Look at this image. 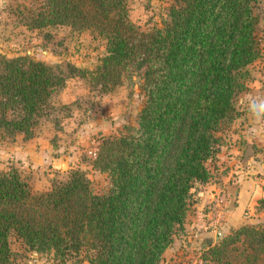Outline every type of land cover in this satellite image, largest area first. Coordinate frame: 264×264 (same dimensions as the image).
Instances as JSON below:
<instances>
[{"label": "trees", "instance_id": "obj_1", "mask_svg": "<svg viewBox=\"0 0 264 264\" xmlns=\"http://www.w3.org/2000/svg\"><path fill=\"white\" fill-rule=\"evenodd\" d=\"M258 1L178 0L160 26L148 28L130 20L126 0L23 6L26 26L89 29L103 51L91 68L0 54V139L29 138L43 118L66 109L51 96L73 75L99 93L131 85L137 75L144 99L135 124L97 136L91 166L106 176L99 191L79 167L38 192L17 168L0 170V264L13 263L11 238L28 252L51 253L56 264L160 261L182 229L192 193L210 178L216 132L234 118L247 66L261 56ZM201 258L264 264V225H237Z\"/></svg>", "mask_w": 264, "mask_h": 264}, {"label": "rangeland", "instance_id": "obj_2", "mask_svg": "<svg viewBox=\"0 0 264 264\" xmlns=\"http://www.w3.org/2000/svg\"><path fill=\"white\" fill-rule=\"evenodd\" d=\"M42 2L0 0V54H24L61 68L65 61L91 68L103 51L102 40L93 31L72 30L68 25L26 26L22 19L23 6L37 8ZM177 2L126 0L130 20L141 28L160 26L167 19L168 7ZM254 10L258 15L261 56L247 66L249 75L245 89L236 94L234 118L216 132L217 150L206 161L211 175L203 184L211 189L202 202L197 189L192 193L184 220L186 227L194 217L205 218L206 213L210 225L219 228L229 222L225 233L241 223L264 225V202L260 199L264 195L259 193L252 204L233 216L227 214L230 207L226 204L233 206L234 188L230 193L225 188L237 176L255 179L261 188L264 186V0H259ZM143 99L137 75H133L131 85L124 83L107 93H99L82 77H68L51 96L53 104H66V109H57L43 118L29 138L17 134L13 139H0V170L9 166L17 168L31 189L38 192L46 189L52 179L63 177L67 169L79 167L93 189L99 191L106 183V176L91 166L97 136L118 134L125 125L135 124ZM185 231L184 226L176 235L182 236ZM10 243L16 251L12 264H56L51 253L28 252L12 238ZM198 258L202 259L199 250L190 257Z\"/></svg>", "mask_w": 264, "mask_h": 264}, {"label": "crops", "instance_id": "obj_3", "mask_svg": "<svg viewBox=\"0 0 264 264\" xmlns=\"http://www.w3.org/2000/svg\"><path fill=\"white\" fill-rule=\"evenodd\" d=\"M232 182L233 183L225 185L226 187L224 186L226 190L229 191L228 193H230V190L234 188L231 194H233L235 199L232 207L230 204L229 206L228 203L226 204L227 208L230 207V209L227 210V214H233V216H236L239 211L244 208V206L252 204V202L259 197V193L264 195V186L261 188L259 186L260 182L255 179L246 180L244 176H237V178H234V181ZM231 184L233 186H231ZM206 187L207 186L205 185H200L197 189V197L200 198V202L206 198L207 191L210 188ZM199 208L200 206H198V209ZM206 218L207 213L205 218L194 217L191 224L187 227L183 222L184 224L182 229H184L185 226L187 229V231H185L186 233L182 236H174L172 242L164 249L162 258L157 264H191L193 261L190 259L192 254L198 250L202 251L209 244H211L218 229L217 226H214L213 224L210 225Z\"/></svg>", "mask_w": 264, "mask_h": 264}, {"label": "water", "instance_id": "obj_4", "mask_svg": "<svg viewBox=\"0 0 264 264\" xmlns=\"http://www.w3.org/2000/svg\"><path fill=\"white\" fill-rule=\"evenodd\" d=\"M230 226L229 222H225L223 225H221L218 229L217 232L214 236V240H218L220 238H222L225 235V231L227 230V228ZM35 252V251H32Z\"/></svg>", "mask_w": 264, "mask_h": 264}, {"label": "built area", "instance_id": "obj_5", "mask_svg": "<svg viewBox=\"0 0 264 264\" xmlns=\"http://www.w3.org/2000/svg\"><path fill=\"white\" fill-rule=\"evenodd\" d=\"M191 264H206L202 259H194Z\"/></svg>", "mask_w": 264, "mask_h": 264}]
</instances>
